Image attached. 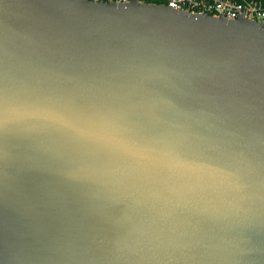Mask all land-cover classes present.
<instances>
[{"label":"water","instance_id":"1","mask_svg":"<svg viewBox=\"0 0 264 264\" xmlns=\"http://www.w3.org/2000/svg\"><path fill=\"white\" fill-rule=\"evenodd\" d=\"M0 264H264V23L0 0Z\"/></svg>","mask_w":264,"mask_h":264},{"label":"built area","instance_id":"2","mask_svg":"<svg viewBox=\"0 0 264 264\" xmlns=\"http://www.w3.org/2000/svg\"><path fill=\"white\" fill-rule=\"evenodd\" d=\"M97 3H131L134 0H91ZM140 3H158L171 9L192 14H208L227 20L245 18L264 23V3L256 0H137Z\"/></svg>","mask_w":264,"mask_h":264},{"label":"trees","instance_id":"3","mask_svg":"<svg viewBox=\"0 0 264 264\" xmlns=\"http://www.w3.org/2000/svg\"><path fill=\"white\" fill-rule=\"evenodd\" d=\"M256 1H260V2H263L264 3V0H256Z\"/></svg>","mask_w":264,"mask_h":264}]
</instances>
